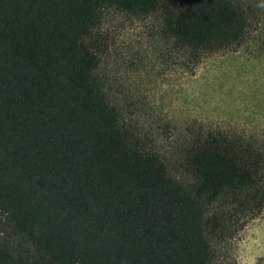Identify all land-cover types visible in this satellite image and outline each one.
Segmentation results:
<instances>
[{
	"label": "trees",
	"instance_id": "obj_1",
	"mask_svg": "<svg viewBox=\"0 0 264 264\" xmlns=\"http://www.w3.org/2000/svg\"><path fill=\"white\" fill-rule=\"evenodd\" d=\"M110 9L159 14L195 65L240 48L255 13L249 0H0V264H225L218 248L264 210V140L197 133L171 167L125 129L97 75Z\"/></svg>",
	"mask_w": 264,
	"mask_h": 264
},
{
	"label": "rangeland",
	"instance_id": "obj_2",
	"mask_svg": "<svg viewBox=\"0 0 264 264\" xmlns=\"http://www.w3.org/2000/svg\"><path fill=\"white\" fill-rule=\"evenodd\" d=\"M249 3L255 10L249 39L197 65L181 58L159 14L102 13L97 75L123 127L171 167L179 144L197 133L264 140V0ZM218 249L225 264H264V210L254 219L242 218Z\"/></svg>",
	"mask_w": 264,
	"mask_h": 264
}]
</instances>
